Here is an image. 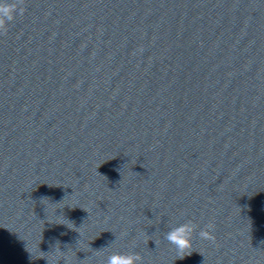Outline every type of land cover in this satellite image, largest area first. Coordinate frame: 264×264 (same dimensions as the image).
Segmentation results:
<instances>
[{"label": "clouds", "instance_id": "9594fccd", "mask_svg": "<svg viewBox=\"0 0 264 264\" xmlns=\"http://www.w3.org/2000/svg\"><path fill=\"white\" fill-rule=\"evenodd\" d=\"M25 2L26 0H11V2H9V0H0V36L7 35L9 31V24L10 22L15 21L17 15L21 17L24 15L26 12V7L24 6ZM83 210L87 212V210ZM197 227L196 223L189 220L185 223L172 227L167 233H165L164 239H166L175 249V259H184L186 256H190L192 252L195 251L193 248V240ZM214 233L215 225L213 223H209L205 225L203 230L199 231L198 235L201 240L215 243L216 236ZM154 242L158 247L160 241L155 240ZM55 251L63 253L60 249H55ZM39 258H44L47 260V264H51V262L47 259V255ZM84 261H86V259L81 261L82 264ZM142 262L143 257L139 253L113 252L108 256L106 264H142Z\"/></svg>", "mask_w": 264, "mask_h": 264}]
</instances>
